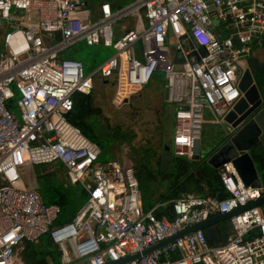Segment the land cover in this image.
Returning a JSON list of instances; mask_svg holds the SVG:
<instances>
[{
	"label": "built area",
	"instance_id": "2783aa9c",
	"mask_svg": "<svg viewBox=\"0 0 264 264\" xmlns=\"http://www.w3.org/2000/svg\"><path fill=\"white\" fill-rule=\"evenodd\" d=\"M88 1L0 0V264H16L17 249L46 234L61 264L116 262L264 196V184L245 187L226 163L218 175L227 198L187 193L171 201L172 220L158 219L157 207L142 210L133 166L97 162L98 145L65 119L73 95L90 94L96 79L112 80V103L120 107L160 71L175 105L172 154L190 159L204 111L223 123L242 96L245 62L264 47V0H135L116 9L102 3L96 16ZM141 13L145 26L114 35V25L139 21ZM79 41L113 54L85 73L80 61L62 57ZM174 54L183 63L174 64ZM55 162L67 184L87 195L64 225L54 224L58 205L44 203L34 186L22 188L27 168ZM228 223L232 235L224 243L209 246L196 230L127 264H264L263 209L251 207Z\"/></svg>",
	"mask_w": 264,
	"mask_h": 264
},
{
	"label": "trees",
	"instance_id": "16d2710c",
	"mask_svg": "<svg viewBox=\"0 0 264 264\" xmlns=\"http://www.w3.org/2000/svg\"><path fill=\"white\" fill-rule=\"evenodd\" d=\"M256 80L259 86L264 87V73H258ZM72 103L71 111L65 114V119L69 124L98 146L100 136H105L107 139L112 138L102 130L99 119L101 108L94 104L92 93H75L72 97ZM133 137L134 135L127 138L128 141H131ZM135 152L139 151L135 150ZM146 152H148L146 157L138 159L139 164L134 169L141 193L143 211L146 212L157 207L154 210L156 218L165 217L167 220H172L174 213L171 201L184 194L196 192L203 196H212L218 199L228 197L218 175V170L208 167L204 162L200 163L186 159L184 156H177L174 157L169 168L161 172L160 156L157 151L149 148ZM251 155L261 175V184H264V149L258 147L251 152ZM196 170L200 171L203 180L195 175ZM158 178L163 182H168L165 188H161L160 185H150L154 179L157 180ZM148 183L149 188L145 191L143 187ZM39 192L44 203L56 204L60 208L58 218L54 222L55 225H64L70 222L87 197L79 185H69L66 180L58 184H45ZM22 264H61L60 252L46 234L40 236L35 242L26 243L25 261Z\"/></svg>",
	"mask_w": 264,
	"mask_h": 264
},
{
	"label": "water",
	"instance_id": "95a60500",
	"mask_svg": "<svg viewBox=\"0 0 264 264\" xmlns=\"http://www.w3.org/2000/svg\"><path fill=\"white\" fill-rule=\"evenodd\" d=\"M208 4V10L210 11L212 7L210 3ZM252 60H257L259 64L258 73L264 70V61L254 57L246 60V66L239 82L242 96L223 118V129L226 134L224 141L215 150L211 151L207 147L204 148L202 146L200 139H196L193 143L190 158L192 161L204 162L205 165L215 170H218L223 164L231 163L245 187L262 183L261 175L255 166L251 152L258 147L264 149V87L259 86L254 77L256 71L249 65ZM172 62L174 64H181L183 63V59H178L177 55L174 54ZM165 151L166 153L160 158L161 172L167 168L169 162L174 160L171 149L167 147ZM195 175L201 180L204 179L199 170L195 171ZM263 205L264 196L232 212L217 214L205 221L194 224L172 237L148 247L141 253L128 255L116 262L105 264H127L196 230H202L207 244L213 246L214 244H218L222 239L223 232L219 226L220 222L228 220L231 216L251 207L262 208Z\"/></svg>",
	"mask_w": 264,
	"mask_h": 264
},
{
	"label": "rangeland",
	"instance_id": "374dc122",
	"mask_svg": "<svg viewBox=\"0 0 264 264\" xmlns=\"http://www.w3.org/2000/svg\"><path fill=\"white\" fill-rule=\"evenodd\" d=\"M172 47V43H170V48ZM112 54L113 50L109 46H104L102 44L87 46L84 41H79L63 52L62 57L74 58L82 61L84 64V72L89 73V71L101 64L105 58ZM159 76H163L161 72H159ZM95 83L99 86L96 88L94 86V89H96L97 93H100L98 95V98H100L99 106L101 108L99 118L100 124L103 132L113 138L107 139L105 136H100V147L98 146L100 154L97 162L104 163L118 160L132 165L133 169H135V166L139 164L138 159L146 157L148 153L146 150L153 148L157 151L160 147L158 145V143L162 141L159 138L158 131L160 109H141L135 97L131 98L132 101L128 108L115 109V106L110 101V96L114 90L112 80H109V83H107L104 88L102 87V81L99 79H96ZM165 110L166 109H164V111ZM167 112L168 110H166L165 113L169 116ZM213 123L222 128L224 127L223 123L215 122L213 116L210 115L209 118L204 119L203 128L206 124L208 126ZM163 130L164 139L167 137L171 138V133L169 134L165 127ZM132 135H134V137L131 141H128L127 138H130ZM217 138L215 134L212 135L210 126L207 128L205 127L203 135L204 143H215ZM135 150L139 152L136 153ZM63 180H66L65 172L58 162L51 165H34L31 167L30 171H26L23 177L22 188H27L29 183L32 184L34 182L35 187L40 190L45 184H58L59 182H63ZM167 183L168 182H163L158 178L157 180L154 179L150 185H160L161 188H165ZM148 185L149 183L144 185L143 189L145 191L149 188ZM262 208L264 209V205ZM221 223L225 228L229 224L228 220L222 221L220 224Z\"/></svg>",
	"mask_w": 264,
	"mask_h": 264
},
{
	"label": "crops",
	"instance_id": "0c3cea01",
	"mask_svg": "<svg viewBox=\"0 0 264 264\" xmlns=\"http://www.w3.org/2000/svg\"><path fill=\"white\" fill-rule=\"evenodd\" d=\"M133 1H135V0H89L88 1V8H89V11L91 12V15L96 16L97 15V9H98L99 5L102 3H107L111 7V9H116L118 7H122L126 4H129ZM138 24L142 25V26H145V24H146L142 13L140 14L139 21L137 20L136 17H129L127 19H124L121 22H118L116 25H114V35L119 36L125 30L133 29ZM171 41L172 40L169 39V44L172 43ZM133 48H134L135 58L142 60V52H141L140 42H136L134 44ZM252 57L258 58L259 60H264V47L260 50L255 51L249 58H252ZM107 58H105V59H107ZM78 61H80V60H78ZM80 62L83 64L82 61H80ZM99 65L94 67L91 71H89V73L94 71ZM83 67H84V64H83ZM159 72L160 71H156L154 73V75L152 76L151 80L149 81V83L147 85H145L144 87H142L141 89H139L138 91H136L134 94H132L127 100H125V102L120 107H114V108L115 109L128 108V106L130 105V103L132 101L131 98L135 97V99L138 100V103L140 104L141 109H160L158 131H159V138L162 141H160L158 143V145L160 147L157 150V154H159V156L161 158V156L166 153L165 148H167V147H169L170 149L172 148L171 145H172V137H173V130H174L175 105L168 103L166 100V87H165L166 81L164 79V76H159ZM100 81H102V83H103V86L101 84V86L103 88L106 87L107 83H109V81H103V80H100ZM94 86L96 88L99 85H97L94 82ZM113 88H114V90L112 92V95L110 96L111 97V100H110L111 103H112V100H113V97L115 94V87L113 86ZM91 93L93 94V97H94V104L96 105V107L100 108V106H99L100 98H98L99 97L98 95L100 93L99 92L97 93L96 89H93V91ZM164 109L168 110L167 113L169 116H167V114L165 113L166 110L164 111ZM210 115L211 114L209 111H207V110L204 111V117L205 118H209ZM167 117H168V119H167ZM208 126H210L212 135L215 134L218 137L217 141L215 143H210V142L204 143L203 135L205 132V127L207 128ZM208 126H207V124L204 126L202 137L200 140H201L202 146L204 148L207 147V149H210L211 151H213L224 141L226 134L224 132L225 130L221 126H219L215 123L210 124ZM164 127L167 129L169 134L171 133L170 134L171 138L166 136L167 138L164 139V130H163ZM171 153H172V151H171ZM170 163L171 162L168 163V166L164 171H166L169 168ZM30 169H31V167L27 168V170H29V171H30ZM28 186H30V187L34 186L35 187V183L34 182L32 184L29 183L27 185V187ZM219 226L223 232L222 239L220 240L219 243H224L232 235V231H231L229 224L226 228L222 224H219ZM25 249H26V243H23L17 249L16 257H15L16 264L24 263V261H25Z\"/></svg>",
	"mask_w": 264,
	"mask_h": 264
},
{
	"label": "flooded vegetation",
	"instance_id": "af4514ba",
	"mask_svg": "<svg viewBox=\"0 0 264 264\" xmlns=\"http://www.w3.org/2000/svg\"><path fill=\"white\" fill-rule=\"evenodd\" d=\"M261 61H264V60H261ZM250 67L256 71V74H255V79H256V75L258 74V69H259V64L257 63V60H252L250 63H249ZM260 73H264V70L260 71ZM259 73V74H260Z\"/></svg>",
	"mask_w": 264,
	"mask_h": 264
}]
</instances>
